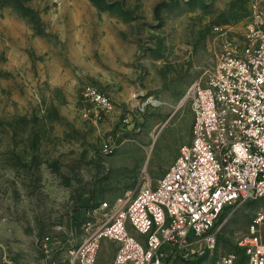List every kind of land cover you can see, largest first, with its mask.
Instances as JSON below:
<instances>
[{
	"label": "rangeland",
	"instance_id": "1",
	"mask_svg": "<svg viewBox=\"0 0 264 264\" xmlns=\"http://www.w3.org/2000/svg\"><path fill=\"white\" fill-rule=\"evenodd\" d=\"M260 1L175 0L156 21L172 0H0V264H69L86 212L163 176L191 140L187 89L244 44ZM88 85L110 96L105 116ZM261 213L259 200L227 209L212 249L174 264L238 253Z\"/></svg>",
	"mask_w": 264,
	"mask_h": 264
},
{
	"label": "built area",
	"instance_id": "2",
	"mask_svg": "<svg viewBox=\"0 0 264 264\" xmlns=\"http://www.w3.org/2000/svg\"><path fill=\"white\" fill-rule=\"evenodd\" d=\"M84 94L99 118L113 108L93 85ZM184 101L192 113L190 143L159 180L86 212L87 235L70 251L69 264H98L104 241L116 244L111 264L190 260L212 249L211 232L227 209L264 204V0L254 5L244 44L228 43ZM263 222L261 213L238 253L211 264H264Z\"/></svg>",
	"mask_w": 264,
	"mask_h": 264
},
{
	"label": "water",
	"instance_id": "3",
	"mask_svg": "<svg viewBox=\"0 0 264 264\" xmlns=\"http://www.w3.org/2000/svg\"><path fill=\"white\" fill-rule=\"evenodd\" d=\"M175 5V0H172L171 4L167 3V2H161L156 4V6L154 7V17L156 21H159L161 18V9L166 8V9H172Z\"/></svg>",
	"mask_w": 264,
	"mask_h": 264
},
{
	"label": "trees",
	"instance_id": "4",
	"mask_svg": "<svg viewBox=\"0 0 264 264\" xmlns=\"http://www.w3.org/2000/svg\"><path fill=\"white\" fill-rule=\"evenodd\" d=\"M94 5H96L97 7L101 8V9H104V10H109L110 8L109 7H106V6H102V5H105V0H90ZM28 15V14H26Z\"/></svg>",
	"mask_w": 264,
	"mask_h": 264
},
{
	"label": "crops",
	"instance_id": "5",
	"mask_svg": "<svg viewBox=\"0 0 264 264\" xmlns=\"http://www.w3.org/2000/svg\"><path fill=\"white\" fill-rule=\"evenodd\" d=\"M106 242H110V241H104L103 243H105L106 245H107V243ZM110 243H113V242H110ZM113 244H115V243H113ZM115 246H116V244H115ZM115 255V254H114ZM114 258V257H113ZM113 260V259H112ZM112 262V261H111ZM111 262H110V264H111Z\"/></svg>",
	"mask_w": 264,
	"mask_h": 264
}]
</instances>
